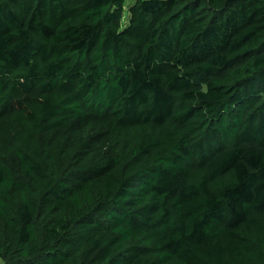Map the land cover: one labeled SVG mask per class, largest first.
Returning a JSON list of instances; mask_svg holds the SVG:
<instances>
[{
  "label": "trees",
  "instance_id": "obj_1",
  "mask_svg": "<svg viewBox=\"0 0 264 264\" xmlns=\"http://www.w3.org/2000/svg\"><path fill=\"white\" fill-rule=\"evenodd\" d=\"M0 264H264V0H0Z\"/></svg>",
  "mask_w": 264,
  "mask_h": 264
},
{
  "label": "rangeland",
  "instance_id": "obj_2",
  "mask_svg": "<svg viewBox=\"0 0 264 264\" xmlns=\"http://www.w3.org/2000/svg\"><path fill=\"white\" fill-rule=\"evenodd\" d=\"M129 3H132V1H129Z\"/></svg>",
  "mask_w": 264,
  "mask_h": 264
}]
</instances>
